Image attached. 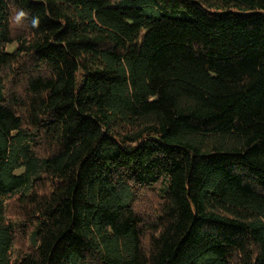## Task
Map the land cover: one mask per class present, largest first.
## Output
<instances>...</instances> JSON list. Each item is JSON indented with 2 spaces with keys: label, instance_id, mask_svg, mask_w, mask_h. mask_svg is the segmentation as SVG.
Listing matches in <instances>:
<instances>
[{
  "label": "trees",
  "instance_id": "obj_1",
  "mask_svg": "<svg viewBox=\"0 0 264 264\" xmlns=\"http://www.w3.org/2000/svg\"><path fill=\"white\" fill-rule=\"evenodd\" d=\"M0 264H264V0H0Z\"/></svg>",
  "mask_w": 264,
  "mask_h": 264
},
{
  "label": "clouds",
  "instance_id": "obj_2",
  "mask_svg": "<svg viewBox=\"0 0 264 264\" xmlns=\"http://www.w3.org/2000/svg\"><path fill=\"white\" fill-rule=\"evenodd\" d=\"M29 13L24 9H14L9 16V22L16 27H22L28 19ZM40 26V18L38 16L31 18V27L37 29Z\"/></svg>",
  "mask_w": 264,
  "mask_h": 264
},
{
  "label": "rangeland",
  "instance_id": "obj_3",
  "mask_svg": "<svg viewBox=\"0 0 264 264\" xmlns=\"http://www.w3.org/2000/svg\"><path fill=\"white\" fill-rule=\"evenodd\" d=\"M13 49V46H8L7 47V50L9 51V50H12ZM19 245V244H18ZM17 246V245H16Z\"/></svg>",
  "mask_w": 264,
  "mask_h": 264
}]
</instances>
